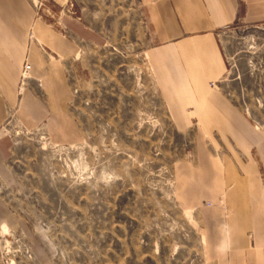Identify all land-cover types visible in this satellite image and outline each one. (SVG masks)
<instances>
[{
	"label": "rangeland",
	"instance_id": "rangeland-1",
	"mask_svg": "<svg viewBox=\"0 0 264 264\" xmlns=\"http://www.w3.org/2000/svg\"><path fill=\"white\" fill-rule=\"evenodd\" d=\"M26 1L32 23L72 47L30 25L12 82L0 79V264H234L230 186L196 205L181 195L200 148L222 163L226 148L164 79L143 1ZM217 38L226 71L210 86L264 139V23L235 21ZM259 177L264 193L262 165Z\"/></svg>",
	"mask_w": 264,
	"mask_h": 264
},
{
	"label": "crops",
	"instance_id": "crops-1",
	"mask_svg": "<svg viewBox=\"0 0 264 264\" xmlns=\"http://www.w3.org/2000/svg\"><path fill=\"white\" fill-rule=\"evenodd\" d=\"M142 1L151 31L159 40L155 52L164 79L177 82L180 101L194 106L211 140L218 136L215 146L226 148L223 163L201 147L200 171L181 169L183 202L196 205L205 199L201 197L204 189L217 198L220 188L230 186L227 224L233 262L257 264L264 245V193L259 179L264 139L242 110L211 88L210 82L221 80L226 71L217 32L235 21L264 23V0ZM32 19L33 9L26 0H0V79L5 87L12 82L13 65L18 64L26 46L30 25L36 38L50 47L61 51L72 47L39 21L33 24ZM35 48L30 45V59L37 69L33 67V73L41 71L42 63ZM32 105L30 110L35 112ZM216 223H222L220 217Z\"/></svg>",
	"mask_w": 264,
	"mask_h": 264
},
{
	"label": "built area",
	"instance_id": "built-area-1",
	"mask_svg": "<svg viewBox=\"0 0 264 264\" xmlns=\"http://www.w3.org/2000/svg\"><path fill=\"white\" fill-rule=\"evenodd\" d=\"M30 68L29 64L25 65V69L28 70Z\"/></svg>",
	"mask_w": 264,
	"mask_h": 264
}]
</instances>
